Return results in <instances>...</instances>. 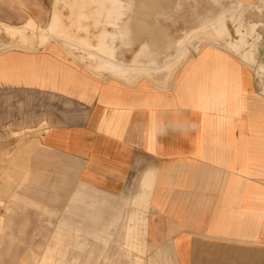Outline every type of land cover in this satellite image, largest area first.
<instances>
[{"label":"crops","instance_id":"crops-1","mask_svg":"<svg viewBox=\"0 0 264 264\" xmlns=\"http://www.w3.org/2000/svg\"><path fill=\"white\" fill-rule=\"evenodd\" d=\"M56 1L72 11L52 16ZM234 1L238 13L257 2ZM180 2L0 0V138L31 131L40 147L73 162L88 186L144 196L151 258L264 264V80L241 58L264 65V49L237 54L194 42L171 67L184 38L170 48L163 20ZM173 12L184 17L178 6ZM234 17L223 10L204 27ZM54 18L56 37L41 43L38 26ZM29 20L38 29L28 38L4 31Z\"/></svg>","mask_w":264,"mask_h":264},{"label":"rangeland","instance_id":"rangeland-1","mask_svg":"<svg viewBox=\"0 0 264 264\" xmlns=\"http://www.w3.org/2000/svg\"><path fill=\"white\" fill-rule=\"evenodd\" d=\"M124 5L126 18L118 21L121 29L128 26L131 4ZM171 5L174 10L163 20L168 22L170 48L175 49V41L192 29L204 27L220 11L228 10L235 17L226 19L230 35H223L221 43L242 36V49H264V1L248 4L240 14L234 0H184ZM176 6L184 10V17L174 16ZM71 9L70 3L56 1L52 16ZM74 19H68L69 23L87 20ZM61 22L60 27L64 26ZM3 28L20 38L38 29L35 24ZM55 31V27L39 30L40 42L56 37ZM199 37L189 44L199 42ZM257 79L262 84L264 70ZM75 167L59 152L40 147L31 131L0 138V264H171L148 253L143 229L148 214L145 197L105 194L80 181Z\"/></svg>","mask_w":264,"mask_h":264},{"label":"bare ground","instance_id":"bare-ground-1","mask_svg":"<svg viewBox=\"0 0 264 264\" xmlns=\"http://www.w3.org/2000/svg\"><path fill=\"white\" fill-rule=\"evenodd\" d=\"M257 1H259V0H257ZM261 1H264V0H261ZM255 3L256 2L251 3V4H255ZM55 22H56V19L54 18V19L51 20V22L48 25L43 26V27L42 26L41 27L38 26V28L41 31H46L48 28H51L52 29L55 26ZM27 24L31 27V26H33L34 23H33L32 20H29L27 22ZM27 24H25L24 26H26ZM3 26L8 27V28L12 27V26L7 25V24H3ZM199 33H204L205 35L203 34L204 36H202V34H199ZM240 33H241V35L243 34L242 32H240ZM225 34L230 35L229 34V29L223 23H221L220 25L215 26V27H204V28H200V29H196V30L192 31L186 38H184L182 41H180L178 53H177L176 57L174 58V60L172 61L171 67H174V65L178 64L179 62L181 63L183 60H185L188 57L189 53H188V51H186L184 49L185 48V45L186 44H189L190 43V40L192 38H194V37H197V35L200 36L198 38L199 39V42H197V43L195 42L194 49H198L199 48V45L202 44V43H209L210 45L213 44V45H217V46L218 45L219 46L226 45L227 48H230L233 52H236L238 54V48L241 47L239 44L243 43L242 42V36H240L239 38H235V39H227L224 43H221L220 39ZM105 37H106V34L104 32L102 33V35L99 36V44L97 46L98 48H102L103 45L101 43H103V39ZM96 53L101 54L104 57V59H106L105 60V65L103 67L104 70H106V71L107 70L112 71L113 67L111 65L113 63L107 61L106 52L105 51H101V52L98 51V52H95V54ZM241 58L245 62H247L248 64H250V65L255 66L254 64H256V63H254L253 58L249 54H247V53L241 54ZM108 64H110V66ZM254 68H255V70H256V72L258 74V73H260V72H262L264 70V65H257ZM262 92L264 93V91H262ZM146 184H148V183L146 182Z\"/></svg>","mask_w":264,"mask_h":264}]
</instances>
